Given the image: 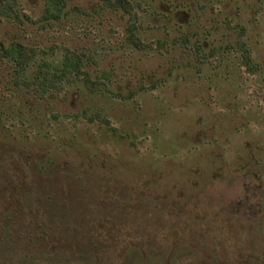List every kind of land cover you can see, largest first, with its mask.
Here are the masks:
<instances>
[{"label": "rangeland", "instance_id": "374dc122", "mask_svg": "<svg viewBox=\"0 0 264 264\" xmlns=\"http://www.w3.org/2000/svg\"><path fill=\"white\" fill-rule=\"evenodd\" d=\"M11 1L0 264H264V0Z\"/></svg>", "mask_w": 264, "mask_h": 264}, {"label": "trees", "instance_id": "16d2710c", "mask_svg": "<svg viewBox=\"0 0 264 264\" xmlns=\"http://www.w3.org/2000/svg\"><path fill=\"white\" fill-rule=\"evenodd\" d=\"M106 6L111 7L115 10H121L124 11L130 15L136 14L135 9L133 8V5L131 4V0H101ZM63 0H53L52 2L49 1V6H51V9L49 12H57L59 14L61 12V9L63 8ZM15 3L11 0H0V14L7 15L8 17L10 16H16V19L18 18V14L16 13L15 9L13 8V5ZM53 8V10H52ZM11 17V18H12ZM136 18V16H135ZM134 28L133 26L131 29ZM131 41L135 45L136 43H139L138 37L134 33V29L131 30ZM2 45V43L0 44ZM1 50H3V54L5 56H9L8 58L14 60L17 62L18 66L21 69H24L31 58L29 57V52L28 50L24 49L21 47V45H14L11 46L10 48H5L2 47ZM32 52V51H31ZM249 59V57H248ZM250 64V63H249ZM83 61L81 60L80 57L75 56V57H67L66 58V63L64 64V67L57 73L55 76H50V70L46 71L43 74H41V77L43 79V83L45 85H52L55 82V77L59 79V82L63 78L68 77L69 75H75V77H80L82 74V69H83ZM49 67V66H48ZM26 69V68H25ZM42 70V68H41ZM42 72V71H41ZM49 85V86H50Z\"/></svg>", "mask_w": 264, "mask_h": 264}]
</instances>
